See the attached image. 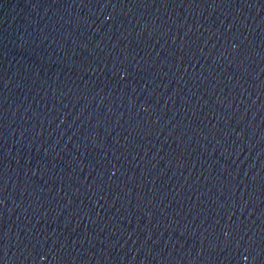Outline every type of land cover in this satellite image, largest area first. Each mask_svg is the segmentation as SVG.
Wrapping results in <instances>:
<instances>
[{
  "label": "water",
  "instance_id": "obj_1",
  "mask_svg": "<svg viewBox=\"0 0 264 264\" xmlns=\"http://www.w3.org/2000/svg\"><path fill=\"white\" fill-rule=\"evenodd\" d=\"M0 264H264V0H0Z\"/></svg>",
  "mask_w": 264,
  "mask_h": 264
}]
</instances>
